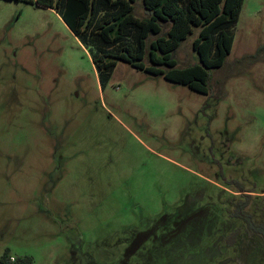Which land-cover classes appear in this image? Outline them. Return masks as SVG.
Listing matches in <instances>:
<instances>
[{
    "label": "rangeland",
    "instance_id": "obj_1",
    "mask_svg": "<svg viewBox=\"0 0 264 264\" xmlns=\"http://www.w3.org/2000/svg\"><path fill=\"white\" fill-rule=\"evenodd\" d=\"M197 33L178 67L197 62ZM233 33L207 94L122 62L101 88L54 10L0 0V256L264 264L228 184L264 223V0H243Z\"/></svg>",
    "mask_w": 264,
    "mask_h": 264
},
{
    "label": "trees",
    "instance_id": "obj_2",
    "mask_svg": "<svg viewBox=\"0 0 264 264\" xmlns=\"http://www.w3.org/2000/svg\"><path fill=\"white\" fill-rule=\"evenodd\" d=\"M55 11L87 52L101 88L117 63L207 94L210 72L229 54L243 0H141L145 17L133 15L135 0H25ZM198 28L192 41L197 62L178 67L172 53ZM264 48V47H263ZM238 192L243 186L235 180ZM234 204L232 217L245 224L250 236L264 247V223H256L246 210L251 195ZM238 231L230 234L229 244ZM0 264H33L30 256L13 258L8 249Z\"/></svg>",
    "mask_w": 264,
    "mask_h": 264
},
{
    "label": "flooded vegetation",
    "instance_id": "obj_3",
    "mask_svg": "<svg viewBox=\"0 0 264 264\" xmlns=\"http://www.w3.org/2000/svg\"><path fill=\"white\" fill-rule=\"evenodd\" d=\"M238 193H241V194H244V195H251V193H247V194H246L245 191H243V192H238ZM251 196H252V195H251ZM235 203H236V202H235ZM235 203H234V204H235ZM233 210H234V208H233ZM233 210H232V211H233ZM231 213H232V212H231Z\"/></svg>",
    "mask_w": 264,
    "mask_h": 264
}]
</instances>
